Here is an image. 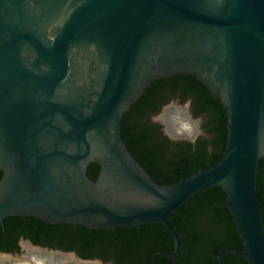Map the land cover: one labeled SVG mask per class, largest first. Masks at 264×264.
<instances>
[{"label": "water", "instance_id": "1", "mask_svg": "<svg viewBox=\"0 0 264 264\" xmlns=\"http://www.w3.org/2000/svg\"><path fill=\"white\" fill-rule=\"evenodd\" d=\"M175 74L221 99L226 148L217 164L159 183L128 149L122 120L153 80ZM149 120L172 142L210 136L189 101L172 99ZM263 157L264 0H0L1 225L9 216L103 229L161 223L176 257L184 234L172 214L220 185L243 247L219 257L264 264ZM0 264L112 263L27 242L0 250Z\"/></svg>", "mask_w": 264, "mask_h": 264}, {"label": "trees", "instance_id": "2", "mask_svg": "<svg viewBox=\"0 0 264 264\" xmlns=\"http://www.w3.org/2000/svg\"><path fill=\"white\" fill-rule=\"evenodd\" d=\"M172 98L192 101L194 115L205 117L204 127L209 137H200L195 142H172L162 133L160 124L150 122V116ZM227 120L221 99L204 83L190 74H175L153 80L131 106L122 120V137L157 182L175 183L183 175L190 176L201 167L209 168L220 161L226 148ZM99 171V163L92 162L88 169L90 177L95 179ZM257 185L264 226V157L260 160ZM226 197L224 188L218 185L182 204L171 216L172 224L184 234L181 252L176 263L159 253L157 264H249L245 257L233 252L219 257L228 247L243 245L231 212L225 206ZM9 220L7 229L12 237L20 228L31 235L35 244L76 251L83 258H101L112 264H151L156 249L163 252L175 249L173 237L161 223L140 224L133 229H103L68 223L54 225L34 218L10 217ZM15 249L18 250L14 243L8 245L1 239L0 229V250Z\"/></svg>", "mask_w": 264, "mask_h": 264}, {"label": "flooded vegetation", "instance_id": "3", "mask_svg": "<svg viewBox=\"0 0 264 264\" xmlns=\"http://www.w3.org/2000/svg\"><path fill=\"white\" fill-rule=\"evenodd\" d=\"M172 99H176V100H180L179 98H172ZM171 99V100H172ZM180 101H182V100H180ZM186 101H189V104H190V106L192 107V110H193V106H192V101L190 100V99H188V100H186ZM193 115H194V110H193ZM195 116V115H194ZM166 118H168L169 119V117L167 116ZM165 118V119H166ZM190 142H192V141H190ZM90 166V165H89ZM89 169V168H88ZM0 172H1V174H0V179H1V177H2V175H3V171L0 169ZM90 176V175H89ZM98 176V175H97ZM96 179V178H95ZM10 217H22V218H26V219H28V218H34V219H36V220H40V219H37V218H35V217H31V216H28V217H25V216H9V217H6L5 218V220H4V225H1L0 224V229H1V239L6 243V244H8V245H11L12 243H14V245H15V247H17L18 248V250L16 251V249L15 250H13L11 253H18V252H21L22 250H23V247H24V244H26L27 242H31L32 244H35L34 243V241H33V239H32V237H31V235H29V234H27L25 231H23V230H20V228H19V231H17V233L15 234V237H12L11 236V233L8 231V224H9V222H10ZM40 221H42V220H40ZM43 222H45V221H43ZM46 223H48V222H46ZM56 225V224H55ZM75 226V225H74ZM80 225H78V226H75V227H79ZM134 227V226H133ZM133 227L132 228H128V229H133ZM125 228H127V227H125ZM169 232V231H168ZM170 233V232H169ZM172 236V235H171ZM173 237V236H172ZM174 239V238H173ZM12 240H14V241H12ZM35 245H42V244H35ZM43 246V245H42ZM237 247H240V246H237ZM241 247H243V245L241 246ZM141 252V251H140ZM159 253H161V254H163V255H166V256H168L167 255V253H170V252H163V251H161L160 249H156L155 250V252H154V254H153V258H152V260H151V264H157V262H156V259H157V255L159 254ZM223 253V252H222ZM226 254V253H225ZM224 254V255H225ZM223 255V256H224ZM144 255L141 253L140 255H139V257L140 258H142ZM177 256V255H176ZM222 256V257H223ZM168 257H170V256H168ZM221 257V258H222ZM170 258H173L174 259V262L176 263V257H170ZM101 259V258H100ZM247 259V258H246ZM247 261H248V259H247ZM109 262H111V261H109ZM112 263V262H111ZM248 263H249V261H248Z\"/></svg>", "mask_w": 264, "mask_h": 264}]
</instances>
